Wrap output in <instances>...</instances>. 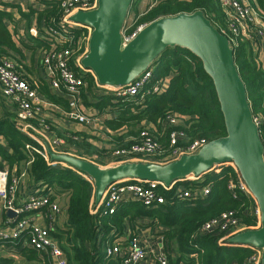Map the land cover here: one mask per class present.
Returning a JSON list of instances; mask_svg holds the SVG:
<instances>
[{"label": "trees", "instance_id": "obj_1", "mask_svg": "<svg viewBox=\"0 0 264 264\" xmlns=\"http://www.w3.org/2000/svg\"><path fill=\"white\" fill-rule=\"evenodd\" d=\"M38 1L42 8L38 11L31 10L30 14H36L37 19L46 25L42 32L46 34L48 42L44 41L42 45L47 47L45 49L48 51L70 45L73 49V70L90 86L93 82L91 74L80 68L74 60L76 55L86 51L84 37L89 29L73 25L68 32V35L73 37V42L55 41L47 28L63 30L61 0ZM258 1L263 4L264 0ZM133 2L132 0L130 8ZM195 10L203 11L221 33L226 29L225 15L217 0H155L143 14L135 18L127 32L159 17ZM8 16V12L0 10L1 43H9L10 40V35L3 25V18ZM1 55H6V51L0 47ZM233 56L245 85L252 116L260 118V126L264 129V55L260 58L254 54L251 44L240 33L236 37V44L233 45ZM151 67V80L141 94L128 99H117L105 92L96 95L98 99L96 98L95 106L98 109L103 110L110 106L118 111V117L105 121L107 125L115 130L132 122L138 125V131L148 128L166 149L169 134L174 129L183 130L188 142H208L225 135L223 116L212 80L203 70L198 57L186 48L168 47L157 56ZM158 81H163L161 91L151 92L152 86ZM41 90L47 98L58 102L49 90L42 87ZM167 115L175 116L182 125L167 126L164 120ZM155 130L158 131L157 134ZM0 139V169L5 165L11 167L13 163L25 160L28 156L25 145L40 148L26 133L7 120L0 119ZM29 153L33 157L29 168L33 185L51 187L53 194L64 193L67 196L65 228L60 231L61 234L54 233L53 236L62 241L60 245L66 256L69 257L71 252L72 259L77 264H104L110 260L116 261L117 259L107 257L103 248L111 243L114 234L121 233L126 218L133 221L135 218L147 217L164 228L161 234L171 243L173 250V255H168L170 264H244L251 253L249 246L230 243L228 238L219 239L222 236L220 234L199 233L203 223L229 210L242 218L245 226L257 225V218L253 214L254 199L236 186L238 171L231 162L218 164L200 176H188L170 186H161L159 194L164 197L165 202L156 207H147L138 200L128 199L121 201L112 214H105L101 210L94 213V189L87 174L68 164H47L37 152L30 150ZM229 181L235 186L233 189L228 188ZM179 183L183 188L191 190L209 187V194L205 198L177 199L173 193ZM62 237L64 240H60ZM20 253L29 264L41 260L38 252L32 248L24 247ZM0 264H11V260L1 258Z\"/></svg>", "mask_w": 264, "mask_h": 264}, {"label": "built area", "instance_id": "obj_2", "mask_svg": "<svg viewBox=\"0 0 264 264\" xmlns=\"http://www.w3.org/2000/svg\"><path fill=\"white\" fill-rule=\"evenodd\" d=\"M217 1L226 19V29L222 30V34L229 39L232 46L236 44L237 35L242 33L251 44L253 53L259 55V57L263 56L264 8L257 9L248 0ZM96 4V0H93V2L87 0H61L60 7L63 15L62 21L64 22L63 30H57L53 27L47 28L54 40L73 42V37L69 36L68 32L71 26L79 24L71 22L69 17L78 10L88 11L94 9ZM145 25H139L130 32H127L128 28L124 29L123 26L121 30L123 42L128 43ZM88 29L87 36L84 37L86 40V51L91 31L90 28ZM72 50L70 45L61 49L49 50L43 55L42 63L50 70L48 82L50 88L54 93L60 94L66 101V108L64 110L55 107L68 119L85 125H91L95 120H93L91 114L84 112L81 105V95L87 82L73 70L71 63ZM85 52L79 54L81 56L75 61L76 64L91 74L94 84L99 89H104L103 92L111 94L117 99L131 98L141 94L151 80L153 71L152 67H149L127 85L119 87L99 85L91 71L84 69L80 64V59ZM162 87L163 81H158L152 86L151 92L157 93L161 91ZM0 90L4 97L11 98L15 104L18 128L40 147L35 148L29 144L25 145L26 151H28L27 161L25 168L18 173L13 174L12 169L8 167L0 169V213L7 212L8 210L14 212V215L8 219V223L11 222V218H15L11 228L6 230L4 228L0 229V239L12 241L18 247H28L36 250L41 259L39 261L40 264H68L63 248L54 240L55 238L51 235L49 228L31 221V214L40 209H48L52 219L59 215L61 209L56 196L48 188L47 192L30 194L24 201L18 203L16 194L18 188L23 184L28 175L27 168L33 161V157L29 153L30 150L40 154L46 163L51 165H55L57 161L50 160L48 149L54 153L76 155L61 148L62 139L52 134V130L49 129V125L43 116V104H46L47 101L27 83L17 68L16 63L7 55L0 56ZM164 120L167 126L175 127L182 125L179 119L173 115H167ZM253 121L258 127L263 145L262 157L264 160V129L260 126L261 121L258 116H254ZM179 139H182V141H179ZM205 143L203 140L188 142V137L184 134L183 130L174 129L169 134V144L166 149L161 146L152 130L142 128L137 134L130 136L129 140L118 143L111 148L109 153L114 157L112 159L114 163L110 166L126 161L158 160V158L166 159L158 160L159 162L157 163H167L183 154L196 153ZM161 186L167 187L157 181L124 179L112 182L106 186L100 202L93 204V207L95 206L94 213L101 210L105 214H112L124 196L136 197L145 206L156 207L165 202L164 197L159 194ZM236 186L250 194L240 176ZM234 187L233 183L229 181L228 188L233 189ZM208 194L209 187H200L195 190L179 189L177 187L173 196L177 199H197L205 198ZM254 202L253 214L257 218L256 226H245L242 218L238 217L234 211L229 210L203 223L199 228V233L220 234L222 236L219 239H221L229 238L249 228H257L261 213L257 202L255 200ZM245 213L246 211H244V215ZM249 248L251 253L244 264H260L261 251L251 246ZM103 251L107 257L117 259V264H170L166 252L147 249L139 243L138 237L135 235H130L116 243L111 242L105 245Z\"/></svg>", "mask_w": 264, "mask_h": 264}, {"label": "water", "instance_id": "obj_3", "mask_svg": "<svg viewBox=\"0 0 264 264\" xmlns=\"http://www.w3.org/2000/svg\"><path fill=\"white\" fill-rule=\"evenodd\" d=\"M96 1L94 9L78 10L69 19L91 29L87 51L80 64L91 71L98 84L111 87L127 85L151 67L166 48H186L200 59L203 70L212 80L225 135L206 142L194 154H183L167 163L126 161L101 167L92 161L48 149L50 160L68 164L87 174L94 189V204L100 202L106 186L115 181H157L168 186L188 176H200L218 164L231 162L257 202L261 215L257 228L240 231L227 241L259 249L260 264H264L263 145L253 121L245 85L234 61L231 42L203 11L195 10L159 17L124 43L121 30L132 0ZM7 213L14 215L11 210Z\"/></svg>", "mask_w": 264, "mask_h": 264}, {"label": "crops", "instance_id": "obj_4", "mask_svg": "<svg viewBox=\"0 0 264 264\" xmlns=\"http://www.w3.org/2000/svg\"><path fill=\"white\" fill-rule=\"evenodd\" d=\"M248 2L257 9L264 8V1L263 4L258 0H248ZM41 8L42 4L38 0H1L0 10L10 14V16L3 18V25L10 35V40L9 43L0 42V47L6 51V55L16 63L17 68L27 83L47 101L46 104H43V116L49 125V129L52 130V134L62 139L61 148L64 149V151L76 154L77 157L86 160L93 158V161L96 163H106V165L112 164L114 163V160H112L114 157L111 153L107 152L109 151L108 149L114 144L116 145L129 140L132 134L134 135L138 132V125L128 122L115 130L107 125L105 123L106 120L115 119L119 114L117 110H113L114 108H110V106H107L103 110L95 106V103H97L96 100L98 99L96 95L104 94V89H99L94 82H91L90 86L86 84L81 95L83 110L85 113L92 115L93 120H95L93 124L85 125L78 123L68 119L60 113L59 109L64 110L66 108V101L60 94L54 93L50 88L48 84L50 70L42 63V57L48 51L45 49L47 47L42 45L44 41L48 42L45 36L46 34L42 32L46 25L42 20L39 21L37 19L36 14H30L31 10L38 11ZM79 41H81V39H79ZM41 87L49 90L50 93L58 99V102H54L47 98L41 90ZM15 110V104L12 99L4 97L0 90V119L7 120L18 127V119ZM157 132L158 131L155 130L156 134ZM163 159L166 158H158V160ZM158 160L152 159L147 161L156 162ZM26 161L27 158L20 162L13 163L11 167L8 165H5V167L12 169V173L16 174L25 168ZM29 168L30 166L27 168L28 175L23 184L18 188L16 194L18 203L24 201L30 194H42L47 192L48 189L44 186L33 185L29 174ZM49 190L53 192L51 187H49ZM54 195L61 209L59 215L52 219L48 209H40L31 214V221L49 228L52 236L54 233L61 234L60 231L65 228V207L67 204V196L64 193ZM128 199L138 200L133 196H124L122 201ZM8 219H10V216L7 212L0 213V229L4 228L6 230L11 228L15 218H11L10 223L7 222ZM163 230V227L147 217L135 218L133 221L126 218L121 233L114 234V238L111 242L116 243L124 240L130 235H135L138 237L139 243L147 249H153L155 251L161 250L168 255H173L171 243L161 234ZM53 237L55 241L61 244L62 241H59L58 237ZM60 240H64L63 237ZM22 248L23 247H18V245L12 241L0 239V259H9L11 260V264H29L30 262L20 253ZM70 254L69 257L66 256L68 264H77L72 259L71 252ZM117 263L118 262L114 260H110L104 264ZM32 264H40V262L37 261Z\"/></svg>", "mask_w": 264, "mask_h": 264}, {"label": "rangeland", "instance_id": "obj_5", "mask_svg": "<svg viewBox=\"0 0 264 264\" xmlns=\"http://www.w3.org/2000/svg\"><path fill=\"white\" fill-rule=\"evenodd\" d=\"M133 5H132V8L129 9V12H128V15H127V18L125 20V23H124V29L126 28H129L131 26V24L133 23V21L135 20V18L137 16H140L141 14H143V12L148 8V6L154 2L155 0H133ZM79 56L81 55H76V57L74 58V60H77V58H79ZM128 99V98H126ZM115 144L112 146L114 147ZM108 149L109 151H107L108 153L111 151V148ZM72 152L74 153V151L72 150ZM81 154V153H80ZM76 155V154H75ZM87 160H90L94 163H96L95 161H93L94 159L91 158V159H87ZM162 162V161H161ZM65 164V163H64ZM98 164L99 166L101 167H107V166H110L111 164L109 165H106V163H96ZM66 165V164H65ZM233 165V163H232ZM234 166V165H233ZM179 185V189H182L183 188V185L182 184H178ZM260 219V218H259ZM259 226V225H258Z\"/></svg>", "mask_w": 264, "mask_h": 264}]
</instances>
